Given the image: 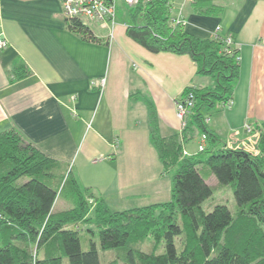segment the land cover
<instances>
[{
    "label": "crops",
    "instance_id": "0c3cea01",
    "mask_svg": "<svg viewBox=\"0 0 264 264\" xmlns=\"http://www.w3.org/2000/svg\"><path fill=\"white\" fill-rule=\"evenodd\" d=\"M174 7L189 34L213 39L220 28L222 39H232L240 58L231 97L235 105L210 116L204 112L206 126L214 134L215 151L255 154L258 142L251 141L245 126L263 136L264 0H202ZM68 27L59 0H0V32L9 41L0 50V133H19L63 171L74 172L80 185L85 180L112 212L172 201L171 173H163L151 142V116L163 137L181 136L176 100L190 86L213 89L214 79L197 75L188 55L149 52L127 37L125 24L88 27L100 42ZM218 138L220 147L214 144ZM185 144L184 156L195 157ZM70 208L58 199L53 210Z\"/></svg>",
    "mask_w": 264,
    "mask_h": 264
},
{
    "label": "trees",
    "instance_id": "16d2710c",
    "mask_svg": "<svg viewBox=\"0 0 264 264\" xmlns=\"http://www.w3.org/2000/svg\"><path fill=\"white\" fill-rule=\"evenodd\" d=\"M173 2L152 0L133 8V24L126 29L128 38L151 53L190 56L197 75L215 81L213 89L195 87L194 107L181 136L163 137L155 114L151 116V142L163 173L177 168L172 201L112 212L91 189L81 188L71 170L63 171L16 131L2 132L0 264H63L65 258L69 264H102L94 241L89 240L87 249L82 245V223L96 227L102 251H125L127 264H264V132L259 155L215 151L214 134L205 123V109L232 97L239 79L238 52H228L220 40L197 38L182 24H174ZM67 22L85 40L100 42L84 23ZM199 134L212 139L203 151L211 154L205 161L184 156V144ZM202 166L220 186L233 188L236 218L225 205L209 213L203 210L214 191ZM24 178L29 179L20 184ZM58 199L71 208L54 211ZM146 239L153 243L150 252L137 245Z\"/></svg>",
    "mask_w": 264,
    "mask_h": 264
},
{
    "label": "built area",
    "instance_id": "2783aa9c",
    "mask_svg": "<svg viewBox=\"0 0 264 264\" xmlns=\"http://www.w3.org/2000/svg\"><path fill=\"white\" fill-rule=\"evenodd\" d=\"M117 1L118 0H59L63 16L66 18L67 21H80L84 23L85 20L100 23V24H111L112 27L115 25V15H116V8H117ZM126 5L129 7L135 8L141 4L150 3L152 0H123ZM180 1L183 4H194L198 1L202 0H174ZM174 2L171 8L173 11ZM172 22L174 24H182L185 26L187 22L180 17L172 18ZM220 28L217 29V32L214 34L213 39L220 40L223 42L227 48L228 52L233 51L232 49V39L226 38L222 39L219 36ZM9 46V41L4 36L2 32H0V50H5ZM236 61L239 63L240 58L237 56ZM92 85L95 86V83L92 82ZM104 86V81L100 82V87ZM194 86H190L186 89V93L182 96L181 99L176 100V117L180 121L182 125V129L184 130L188 124V119L191 115V111L194 107ZM217 108L223 110H230L234 107L235 102L233 98H229L225 101L217 103ZM216 106V105H215ZM209 122V119L205 120V123ZM245 131L250 134L251 141L258 142V148L255 150L254 156L259 155V144L261 141V134L256 133V130L252 128L250 125L245 126ZM208 143V137L206 134H202L201 136V144L199 146V151L203 152L205 150V146ZM227 150V149H225ZM236 150H243V149H236ZM244 151V150H243ZM248 153V152H247ZM251 154V153H250ZM92 203V201H91Z\"/></svg>",
    "mask_w": 264,
    "mask_h": 264
},
{
    "label": "rangeland",
    "instance_id": "374dc122",
    "mask_svg": "<svg viewBox=\"0 0 264 264\" xmlns=\"http://www.w3.org/2000/svg\"><path fill=\"white\" fill-rule=\"evenodd\" d=\"M176 3H181L182 5H184L180 1H175L174 6ZM132 12H133L132 7H129L128 5H126L123 0H118L117 8H116V15H115V25L118 26V25L125 24L126 26H129L133 24V20L131 17ZM172 17L173 18L179 17L178 13L175 10V7L172 11ZM84 24L87 27L93 28L94 24H100V23H94V22L85 20ZM217 105L218 104H216V106L210 110L205 109V114L206 115L208 114V116H210L211 115L210 111L213 112L214 110L215 112L217 109ZM200 142L201 140L197 136L196 138L187 141L185 146L190 149L191 153L195 155L197 159L205 161L211 154H208L206 152L202 153L201 151H199V145L201 144ZM222 142H223V139L218 138V140L214 144L216 145V147H220L222 145ZM208 147L209 145L207 143V145L205 146V149H207ZM201 170H202V173L208 178V183L212 186L213 191H214L213 196L202 205L203 210L206 213H209L214 209L215 206L225 205L230 209V211L233 214V217L236 218L238 209H237V203L234 198L233 188L231 186H220L217 182V179H215L214 177H210L207 174L206 169H204L203 166L201 167ZM176 171H177V168H174L168 172V174L171 173L172 180H173V177ZM72 173L74 174V172ZM28 179L29 178H24L19 183L22 184L25 181H28ZM83 183L85 185L81 184L80 185L81 188L83 190L89 189L86 184L87 182L85 180ZM56 209L57 210L60 209L58 205L56 206ZM79 231H81L80 237H81L82 245L85 249L89 248V240H92L94 241V243H96L102 264H127L126 259H125V251H121L122 249L111 250V251H106V252L100 249L98 230L96 229L94 225L90 223H82L79 226ZM137 245L140 246L143 250H146L148 252L152 251L153 249V243L151 239H146L142 244H137ZM63 264H69L67 258L64 259Z\"/></svg>",
    "mask_w": 264,
    "mask_h": 264
}]
</instances>
